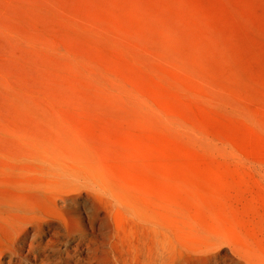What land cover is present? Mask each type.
Returning <instances> with one entry per match:
<instances>
[{
    "label": "rangeland",
    "instance_id": "obj_1",
    "mask_svg": "<svg viewBox=\"0 0 264 264\" xmlns=\"http://www.w3.org/2000/svg\"><path fill=\"white\" fill-rule=\"evenodd\" d=\"M0 264H264V0H0Z\"/></svg>",
    "mask_w": 264,
    "mask_h": 264
}]
</instances>
